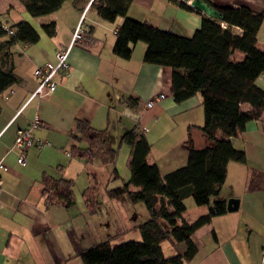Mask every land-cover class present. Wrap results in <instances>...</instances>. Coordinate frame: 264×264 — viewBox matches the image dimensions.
<instances>
[{"label": "crops", "instance_id": "1", "mask_svg": "<svg viewBox=\"0 0 264 264\" xmlns=\"http://www.w3.org/2000/svg\"><path fill=\"white\" fill-rule=\"evenodd\" d=\"M210 1L217 6L264 9V0ZM89 3L90 0H66L56 13L38 19L20 10L19 21L11 24L6 22L13 8L10 6L0 12V24L9 27L25 21L39 35L36 45H17L12 49L18 82L0 94V161L7 168L1 174L0 264H82L78 255L81 250L105 241L111 244L105 232L106 224L99 220L98 212L103 205L99 200H105V208L116 216V235L133 230L140 236L138 225L149 219L144 205L121 203L107 196V191L120 188L130 179V148L119 144L125 132L136 128L144 134L150 144L147 162L155 164L161 176L186 165L188 140L196 150L213 145L200 130L204 124L201 96L195 95L176 104L170 91L171 69L145 64L143 43L133 46L129 60L116 57L112 51L114 32L123 18H117L114 23L104 22ZM127 18L190 38L207 17L180 8L169 0H133ZM80 21L86 40L70 52L68 73L55 78L54 93L30 100L38 86L34 70L51 62L54 52L70 43ZM50 22L56 24L53 38L47 37L41 29ZM263 38L264 22L257 35L260 50L264 47ZM234 57L241 60L243 55L235 52ZM255 84L264 91V75ZM157 95H164L165 99L147 109L148 100ZM128 99H136V106L130 107ZM35 118L43 125L34 131V136L50 146L30 148L26 163L19 165L17 155L11 151L13 142L17 132L27 129ZM78 120L89 123L96 131L106 132L117 152L113 168L118 179L109 189L99 190V195L98 189L93 187L92 208L87 207L84 199L76 200L73 190L74 205L66 209L62 203L46 202L42 177L73 183L86 179L87 185L96 186L92 170L101 169L97 161L86 165L84 160L70 155L74 145L86 147L72 138ZM231 143L245 154V163L228 164L220 193L208 206L197 207L191 198L186 199V212L190 210L193 215L186 217L185 212L183 217L191 223L208 214L215 201L226 204L229 198L239 200L238 209L213 217L210 224L196 231L192 241L197 254L191 262L183 264H264V111L259 121L248 123L245 131L231 139ZM112 175L113 172L107 182ZM130 190L135 189L130 187ZM134 241L140 239L136 237ZM162 250L169 258L182 254L185 248L166 241Z\"/></svg>", "mask_w": 264, "mask_h": 264}, {"label": "trees", "instance_id": "2", "mask_svg": "<svg viewBox=\"0 0 264 264\" xmlns=\"http://www.w3.org/2000/svg\"><path fill=\"white\" fill-rule=\"evenodd\" d=\"M18 1L31 18L38 19L56 13L66 0ZM169 1L197 12L181 1ZM203 1L212 5L223 21L204 18L190 38L127 18L133 0H95L92 4L104 22L114 23L117 18H123V23L114 32L112 51L116 57L129 60L133 46L143 43L146 46L145 64L171 69L170 91L176 104L195 95L201 96L204 124L200 130L213 145L196 150L188 140L186 165L161 176L158 167L147 162L150 144L144 134L136 128L125 132L119 144L130 148V179L120 188L107 191V196L121 203L143 204L149 219L137 227L140 241L117 246H112L109 241L95 244L79 252L82 264L191 262L197 254L192 241L194 233L210 224L213 217L226 213L225 202L215 201L208 214L188 223L183 217L186 212L184 201L191 198L197 207L208 206L210 200L220 193L228 164H244L246 161L245 154L233 147L231 139L242 134L248 123L259 121L264 111V91L255 84L264 75V51L257 47L264 9L254 11L244 5L217 6L210 0ZM1 26L0 94L18 82L12 49L17 45L33 46L39 42L38 33L25 21L9 26L14 30L12 35H8ZM41 29L49 38L56 35L54 22L42 25ZM235 52H240L243 58L236 60ZM127 102L130 107L137 104L136 99H128ZM244 105L249 109L242 110ZM72 138L86 147L74 145L70 155L84 160L86 165L97 161L101 166H114L117 152L105 131H96L89 123L78 120ZM117 179L118 174L113 169V180ZM41 182L47 203H62L66 209L73 207V181L43 176ZM130 187L135 190H130ZM93 193V188L84 192L83 199L88 208L93 207ZM166 241L183 245L185 251L166 258L162 250Z\"/></svg>", "mask_w": 264, "mask_h": 264}, {"label": "built area", "instance_id": "3", "mask_svg": "<svg viewBox=\"0 0 264 264\" xmlns=\"http://www.w3.org/2000/svg\"><path fill=\"white\" fill-rule=\"evenodd\" d=\"M183 4L188 6L187 2ZM95 0H90L89 5H92ZM2 29L8 34L12 35L14 30L9 29V27L3 25ZM86 40V32L83 29L82 21L78 23L75 27L70 43L67 46L59 47L53 56L51 62H47L43 65L38 66L34 70V77L38 80V86L36 90L30 97V100L34 98H43L51 95L55 92L57 83L55 78L58 75L66 74L69 70L68 57L72 49L80 43H83ZM165 99L164 95H157L148 100L145 107L151 109L155 104L161 102ZM42 122L35 118L31 125L25 130H19L13 142L11 151L17 155V163L19 165H24L26 163L27 152L30 148L42 149L44 147L50 146V143L42 141L34 136V131L42 126ZM7 171L6 166L0 161V192L2 191V179L1 174Z\"/></svg>", "mask_w": 264, "mask_h": 264}, {"label": "rangeland", "instance_id": "4", "mask_svg": "<svg viewBox=\"0 0 264 264\" xmlns=\"http://www.w3.org/2000/svg\"><path fill=\"white\" fill-rule=\"evenodd\" d=\"M12 7L13 8V12L11 13L10 15V18L9 20L6 22L8 24H11L13 22H16V21H19V11L20 10H23L22 7H21V3L18 1V0H1V4H0V12H3V10L5 9H8L9 7ZM264 39V38H263ZM263 43H264V40H262ZM261 51H264V47H261ZM237 54H241L239 52H237ZM248 106L247 105H244L242 107V110L246 111L248 110ZM124 165H125V168H126V162H124ZM101 169L100 170H92V172L94 173L95 175V178L97 179V184L96 186H93V184L91 185H87L86 184V179L84 180H80V181H77V182H74V196H75V199L78 200V201H83V195H84V192L89 188H97L98 192L97 194L99 195L101 189H103L104 187H107L109 189V187H112L111 185L113 184V175H112V178H110V180L107 182V178L108 176L113 172V166H101ZM122 168H124V166H122ZM126 170H128L127 168L125 169V172ZM129 171V170H128ZM126 174V173H125ZM81 178H85V176H81ZM121 182V181H120ZM123 186V185H122ZM88 187V188H87ZM87 188V189H86ZM94 189V188H93ZM100 198L98 197V200ZM76 201V202H78ZM100 203H103V205H101V209L100 211L98 212V214L100 215L99 216V220H101V222H104L106 224V228H105V232L107 234V237L108 238H111V245L112 246H117V245H120L122 243H126V242H129V241H134V239L136 237H138V239H140V236L138 234L137 231H133V230H130L126 233H123V234H119V235H116L118 234V229H117V225H116V216L115 214H113L112 212L109 211L108 208H105V200H99ZM131 214V213H130ZM193 213L192 211L188 210V212H186V217H192ZM135 218L136 215H134Z\"/></svg>", "mask_w": 264, "mask_h": 264}, {"label": "water", "instance_id": "5", "mask_svg": "<svg viewBox=\"0 0 264 264\" xmlns=\"http://www.w3.org/2000/svg\"><path fill=\"white\" fill-rule=\"evenodd\" d=\"M183 2H187L188 6L191 9L205 15L207 18L219 22L223 21L222 16L216 11V9L212 5L204 2L203 0H183ZM238 204H239L238 199L235 198L227 199L226 211L229 213L236 211L238 209Z\"/></svg>", "mask_w": 264, "mask_h": 264}]
</instances>
